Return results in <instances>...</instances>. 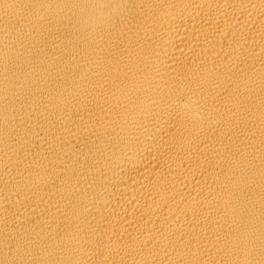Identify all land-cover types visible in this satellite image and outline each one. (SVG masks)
<instances>
[{
  "label": "bare ground",
  "instance_id": "6f19581e",
  "mask_svg": "<svg viewBox=\"0 0 264 264\" xmlns=\"http://www.w3.org/2000/svg\"><path fill=\"white\" fill-rule=\"evenodd\" d=\"M0 264H264V0H0Z\"/></svg>",
  "mask_w": 264,
  "mask_h": 264
}]
</instances>
